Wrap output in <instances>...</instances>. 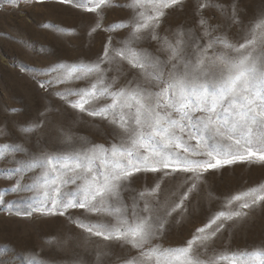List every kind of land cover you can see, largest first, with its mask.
I'll list each match as a JSON object with an SVG mask.
<instances>
[{"label": "snow or ice", "instance_id": "1", "mask_svg": "<svg viewBox=\"0 0 264 264\" xmlns=\"http://www.w3.org/2000/svg\"><path fill=\"white\" fill-rule=\"evenodd\" d=\"M55 2L95 15L89 37L98 30L125 33L119 40L109 35L95 59L29 69L40 89H55L51 96L73 112L106 122L112 139L77 140L60 128L61 147L50 151L19 142L0 145V164L9 165L2 178L13 181L0 189V205L7 194L17 195L19 202L8 211L22 219L76 210L68 219L87 242L99 239L122 250L98 251L96 264H106L104 258L111 264H264V242L230 244L235 230L264 211V182L222 199L209 192V199L219 201L216 210L209 209L183 244L160 243L190 214L209 174L237 163L264 166V10L245 23L240 0L227 6L197 0L196 28L179 24L162 35L170 10H183L187 0H129L132 15L107 27L103 10L121 6L114 0ZM7 3L15 7L18 0ZM207 9L220 12L225 23L213 24ZM151 43L155 50L144 46ZM50 113L60 114L51 101L20 131L37 132ZM149 174L151 185L134 187ZM45 260L55 264L35 252L28 264ZM72 264L86 262L74 258Z\"/></svg>", "mask_w": 264, "mask_h": 264}, {"label": "rangeland", "instance_id": "2", "mask_svg": "<svg viewBox=\"0 0 264 264\" xmlns=\"http://www.w3.org/2000/svg\"><path fill=\"white\" fill-rule=\"evenodd\" d=\"M217 2L225 6L231 4V0ZM114 3L121 6L103 10L101 23L104 27L132 15L128 7L129 0H114ZM196 3L197 0H187L183 10H170L160 29L161 34L179 24L196 28ZM239 7L240 16L247 23L264 10V0H240ZM204 15L214 17L211 21L213 24L225 23V17L216 9L205 10ZM95 19L94 14L60 5L55 0H44L43 3L18 0L15 7L8 4L7 0H0V130L6 133L0 134V145L19 142L32 151H50L61 147L63 135L60 128L70 131L77 140L83 137L87 141L102 144L111 141V136L106 134V130H109L106 122L73 112L58 98L51 96L50 93L55 89L47 93L40 89L33 79V72L29 70L31 67L44 68L61 61L95 59L102 52L109 35H113L116 40L125 35L124 32L98 30L89 37L87 33ZM50 24L75 31L57 32L55 28L46 27ZM197 31L200 29L197 28ZM236 31L237 28L233 26L231 32ZM144 46L152 50L157 47L155 43ZM38 78L43 81L47 77L40 75ZM49 101L60 109V114L50 113V122L35 133H22L19 126L37 120ZM8 166L7 161L0 164V189L13 183L2 178ZM152 180L151 174L141 175L134 187L142 189L146 183L151 185ZM261 182H264V166L260 165L237 163L221 172L209 174L201 193L192 200L190 214H186L181 223H174L160 243L164 246L183 244L195 227L202 223L209 209L216 210L219 201L209 199V192L222 199ZM170 188L171 185L168 186ZM18 202L17 195L7 194L5 204L0 205V264H28L33 252L38 259L49 258L55 264H72L74 258L86 264H96L97 252L105 249L122 253L114 243L109 245L99 239L87 242L86 234L68 219V216L79 214L76 210H70L63 217L35 214L22 219L14 215V209L11 213L8 211L9 204ZM260 242H264V211L257 210L246 224L235 230L230 244L233 247H245ZM104 259L106 264H111V258ZM45 264H48V260H45Z\"/></svg>", "mask_w": 264, "mask_h": 264}]
</instances>
